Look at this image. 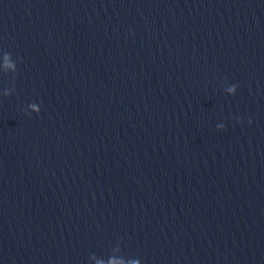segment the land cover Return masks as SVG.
I'll return each instance as SVG.
<instances>
[{"label":"water","instance_id":"water-1","mask_svg":"<svg viewBox=\"0 0 264 264\" xmlns=\"http://www.w3.org/2000/svg\"><path fill=\"white\" fill-rule=\"evenodd\" d=\"M0 264H264V0H0Z\"/></svg>","mask_w":264,"mask_h":264},{"label":"clouds","instance_id":"clouds-1","mask_svg":"<svg viewBox=\"0 0 264 264\" xmlns=\"http://www.w3.org/2000/svg\"><path fill=\"white\" fill-rule=\"evenodd\" d=\"M250 123H251V121H250ZM111 255H112V253H111L109 256H111ZM109 256H108V257H109ZM108 257H107V258H108Z\"/></svg>","mask_w":264,"mask_h":264}]
</instances>
